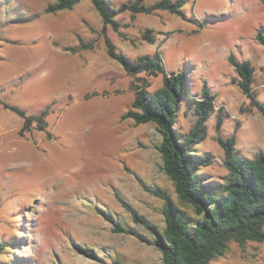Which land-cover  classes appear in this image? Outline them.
<instances>
[{"label":"rangeland","instance_id":"obj_1","mask_svg":"<svg viewBox=\"0 0 264 264\" xmlns=\"http://www.w3.org/2000/svg\"><path fill=\"white\" fill-rule=\"evenodd\" d=\"M55 1L0 0V240L12 243L0 264H158L153 234L120 198L160 226L163 199L147 188L192 210L160 169L156 125L121 116L136 90L155 91L163 74H128L109 56L105 39L131 59L158 51L167 73L185 74L188 95L176 124L181 139L196 120L191 99L204 86L211 90L217 107L197 146L211 163L200 172L206 182L224 183L229 170L220 137L235 136L237 154L247 158L264 148V114L233 81L239 76L229 61L234 54L252 63L253 89L264 102V45L257 40L264 2L187 0L182 15L155 9L133 16L120 7L135 0H105L121 23L116 31L91 0L47 12ZM89 42L94 48H80ZM5 105L28 114L47 109L48 125L22 132L23 118ZM117 223L129 231H115ZM210 264H264V241L241 247L232 240Z\"/></svg>","mask_w":264,"mask_h":264},{"label":"trees","instance_id":"obj_2","mask_svg":"<svg viewBox=\"0 0 264 264\" xmlns=\"http://www.w3.org/2000/svg\"><path fill=\"white\" fill-rule=\"evenodd\" d=\"M83 0H56L49 4L47 12L72 9ZM105 24L119 31L121 23L115 19L116 10L110 9L105 0H91ZM187 0H159L147 6L143 0L125 3L120 11L131 10L132 15L155 9L183 14ZM264 2V0H263ZM150 37L149 34H145ZM257 40L264 45V32L259 30ZM107 52L130 74H163V83L153 92L146 87L136 90L128 110L121 116L133 119L136 124L154 123L159 132L156 144L161 171L173 182L179 200L192 210V215L175 203L170 194L162 189L147 188L152 194L163 199V226L149 221L133 206L120 198L122 205L131 213L135 222L142 224L153 234L152 243L160 251L158 264H210L224 255L229 243L235 240L241 247L249 241H264V148L255 158L240 156L236 152V137L219 138L224 150L225 164L229 170L224 183L206 182L200 169L211 163V154H200L197 146L208 137L207 122L216 110L215 95L204 86L201 97L193 98L192 106L196 120L184 139L179 137L176 126L181 105L187 91V77L181 72L167 73L160 53L131 59L116 50L115 44L106 37ZM80 48L92 49L94 43H81ZM72 50L77 51L76 47ZM239 77L233 78L251 103L264 114V102L257 99L253 89L255 68L248 60H239L234 54L229 57ZM23 118L21 131L33 127L44 130L47 127L45 115L28 114L17 106L5 105ZM115 231L128 232L121 223ZM146 238L145 234L141 235ZM12 243L0 240V255L9 251ZM93 257H99L94 250L87 249ZM113 264H121L113 260Z\"/></svg>","mask_w":264,"mask_h":264}]
</instances>
